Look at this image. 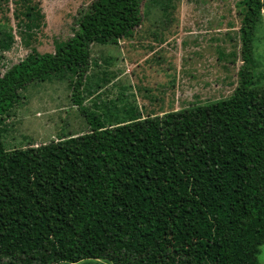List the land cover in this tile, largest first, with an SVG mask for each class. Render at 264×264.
Masks as SVG:
<instances>
[{"label": "trees", "instance_id": "obj_1", "mask_svg": "<svg viewBox=\"0 0 264 264\" xmlns=\"http://www.w3.org/2000/svg\"><path fill=\"white\" fill-rule=\"evenodd\" d=\"M170 1L148 0L144 11L166 13ZM142 2L94 0L55 52L34 49L0 76V264H259L264 84L253 68L264 1L241 0L242 66L230 97L162 116L130 109L107 126L84 104L91 45L132 36ZM67 76L90 130L7 151L2 116L19 92Z\"/></svg>", "mask_w": 264, "mask_h": 264}, {"label": "rangeland", "instance_id": "obj_2", "mask_svg": "<svg viewBox=\"0 0 264 264\" xmlns=\"http://www.w3.org/2000/svg\"><path fill=\"white\" fill-rule=\"evenodd\" d=\"M93 1L0 0V39L10 44L0 48V76L34 49L55 52V40L74 36L80 12ZM147 2L132 36L91 45L84 104L107 126L127 121L130 109L145 118L225 99L239 84L241 0H172L166 13L161 5L145 12ZM254 58V75L264 84V11ZM71 79L34 82L19 92V101L2 116L7 151L90 130L72 101ZM258 260L264 264V243Z\"/></svg>", "mask_w": 264, "mask_h": 264}]
</instances>
